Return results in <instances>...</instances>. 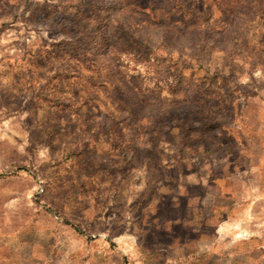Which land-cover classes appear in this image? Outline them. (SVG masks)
<instances>
[{
	"label": "rangeland",
	"instance_id": "374dc122",
	"mask_svg": "<svg viewBox=\"0 0 264 264\" xmlns=\"http://www.w3.org/2000/svg\"><path fill=\"white\" fill-rule=\"evenodd\" d=\"M0 264H264V0H0Z\"/></svg>",
	"mask_w": 264,
	"mask_h": 264
},
{
	"label": "crops",
	"instance_id": "0c3cea01",
	"mask_svg": "<svg viewBox=\"0 0 264 264\" xmlns=\"http://www.w3.org/2000/svg\"><path fill=\"white\" fill-rule=\"evenodd\" d=\"M136 5H139V2H134ZM145 7H147V4H145ZM148 8H145L144 10L149 13V11L147 10ZM153 12V11H152Z\"/></svg>",
	"mask_w": 264,
	"mask_h": 264
},
{
	"label": "bare ground",
	"instance_id": "6f19581e",
	"mask_svg": "<svg viewBox=\"0 0 264 264\" xmlns=\"http://www.w3.org/2000/svg\"><path fill=\"white\" fill-rule=\"evenodd\" d=\"M242 229L244 230L245 228L243 227Z\"/></svg>",
	"mask_w": 264,
	"mask_h": 264
}]
</instances>
